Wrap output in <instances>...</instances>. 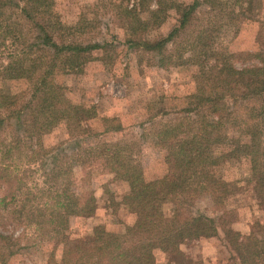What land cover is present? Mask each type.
<instances>
[{
	"label": "trees",
	"instance_id": "trees-1",
	"mask_svg": "<svg viewBox=\"0 0 264 264\" xmlns=\"http://www.w3.org/2000/svg\"><path fill=\"white\" fill-rule=\"evenodd\" d=\"M137 5L139 11L136 7L120 10L122 27L128 32L127 43L135 51L159 56L165 54L170 41L175 42L190 30L202 6L221 13L226 9L224 0H193L189 4L178 0H138ZM54 6L55 0H0V44L9 37L19 40L16 30L21 27L18 23H7V17L13 18L8 16L9 10H17V20L34 25L36 33L34 47L25 45L29 52L22 51L21 56L14 54L12 61L1 70L4 78L28 83L29 99L17 111L12 109L21 100L18 94L4 97L0 102V110H11L7 120L18 119L26 111L33 115L34 130L24 137L34 138V159L57 151V148L47 150L42 141L57 126L64 127L68 140L99 138L95 145L76 144L69 154L52 155L50 180L45 182V187L34 188V213L28 219L38 231L48 232V238L41 239L50 243L45 264H158V256L164 255L168 257L166 264H197L188 260L180 246L215 237L219 227L232 252L226 264L234 261L264 264V40L252 55L256 64L241 69L233 65L235 55L210 51L209 44L218 36L207 35L205 30L199 31L191 43L190 58L183 59L182 53L173 61L170 56L162 57L163 66L188 62L200 67L203 81L186 96L179 121L160 127L156 143L164 155L157 168L160 175L154 178L148 177V172L133 159L131 147L104 140L108 134L121 132V124L113 118L99 117L95 106L69 102L63 87L56 83L58 65L67 72L80 71L93 59L95 51H107L105 44L99 42L85 45L81 40L69 39L71 27L64 26L54 14ZM141 14L147 18L143 19ZM233 14H229L230 21ZM172 15L177 16V25L165 37L153 41L146 38L149 28L162 25ZM81 22L84 21L76 24ZM260 29L263 33L264 28ZM33 48L34 54L40 52L39 57L32 58ZM214 55L213 64H204ZM96 119L104 125L97 133L89 124ZM3 124L4 120L0 119V127ZM229 129L237 134L231 139ZM233 159L248 163L246 182L254 194L257 209L263 213L261 220L251 218L247 235L231 228V219H237V212L227 209V201L234 186L216 174V170ZM75 165L84 174L79 187L73 189ZM95 166L127 186L121 205L134 219L124 233L109 232L103 225L94 226L85 236L72 235L69 231L71 219H88L96 213L89 172ZM36 194L40 195L38 199ZM202 195L211 199L213 213H221L217 219L190 214L194 200ZM31 196L29 192L22 199L20 213L32 205ZM42 201L45 202L42 204ZM168 203L173 205L169 217L163 210ZM249 208L253 212V207ZM15 247L16 244L0 234V264H6L18 254L14 252Z\"/></svg>",
	"mask_w": 264,
	"mask_h": 264
},
{
	"label": "rangeland",
	"instance_id": "rangeland-1",
	"mask_svg": "<svg viewBox=\"0 0 264 264\" xmlns=\"http://www.w3.org/2000/svg\"><path fill=\"white\" fill-rule=\"evenodd\" d=\"M178 1L189 4L193 0ZM137 2L138 0H55L54 14L64 26L71 27V31H68L69 39L78 42L81 40L85 45L99 42L105 44L107 51H95L93 59L80 71L67 72L58 65L55 81L63 87L69 102L95 106L99 117L113 118L121 124V132L108 134L103 137L104 140L112 144H127L131 147L133 159L148 172V177L156 178L160 175V169L157 168L164 155V151L156 143L158 131L165 123L179 121V116H182L179 112L183 110L186 96L193 93L196 85L203 81V77L200 78L202 70L196 65L186 62L180 66L168 63L163 66L160 60L163 56L176 60L179 53H182L183 59L190 58V50H193L189 48L191 43L196 40L199 31L205 30L207 35L218 36L209 44L211 52L227 51L235 55L233 65L236 69L255 65L252 55L259 50L264 40V32L260 31V28H264V0H224L226 9L223 13L202 6L196 19L190 24V30L181 38L175 39V42L170 41L163 56L135 51L127 43L128 32L122 27L124 21L120 10L136 7L139 11ZM231 12L234 14L230 15L233 17L230 21ZM17 13V10H9L7 14L13 18L6 19L10 25H20L21 29L16 30L19 40L9 37L0 44V102L4 97L11 98L18 94L21 100L17 108L12 109L16 111L29 99L31 87L26 82L4 78L1 70L12 61L14 54L21 56L22 51L29 52L25 45L33 44L34 47L36 35L34 25L22 19L17 20ZM141 17L146 19L147 15L141 14ZM80 20L84 22L76 24ZM177 20V16L172 15L162 25L149 28L146 38L153 41L165 37L177 25ZM54 39L57 40L56 37ZM37 56H40V52L34 54L33 48L32 58ZM215 59L214 55L204 64H213ZM26 64L28 67L29 62ZM24 96L26 97L22 100ZM10 114L11 110H0V119L4 120L0 127V234L9 238L10 243L16 244L14 252L18 254L9 258L6 264H45L50 243L41 239L48 238V232L38 231L28 219L34 213V188H43L46 186L45 182L50 180L52 155L69 154L76 144L95 145L99 138L68 140L64 127L57 126L42 139L47 150L57 148V151L53 154L44 153L34 159V138L26 140L24 137L34 130L33 115L26 111L18 119L13 117L7 120ZM89 124L96 133L103 130L104 125L99 119ZM236 135L232 129L228 130L230 139ZM13 145L16 148L10 150ZM247 169L246 161L233 159L216 170L217 175L234 186L233 194L227 201V209L237 212V219H231V228L241 235L249 233L251 218H263V213L255 205L251 187L246 182ZM81 171L77 169V165L73 167V189L80 185L79 180L84 174ZM89 172L90 189L96 199V213L88 219H71L70 233L89 235L96 225H103L109 232L124 233L125 227L134 219L127 208L121 205L122 197L127 192L126 184L114 181L110 174L104 173L97 166L91 167ZM29 192L32 193V205L29 204L20 213V203ZM35 197L38 199L40 195L36 194ZM251 206L253 212L248 210ZM172 209L173 205L168 203L164 206V214L171 216ZM190 214H205L217 219L221 213H213L211 199L202 195L194 200ZM180 250L188 260L197 264H226L232 257L230 245L221 227L215 237L182 244ZM157 261L158 264H166L168 257L158 256Z\"/></svg>",
	"mask_w": 264,
	"mask_h": 264
}]
</instances>
